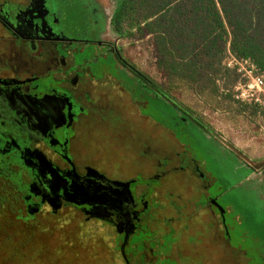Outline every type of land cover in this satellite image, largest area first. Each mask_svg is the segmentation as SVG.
<instances>
[{
	"label": "flooded vegetation",
	"instance_id": "1",
	"mask_svg": "<svg viewBox=\"0 0 264 264\" xmlns=\"http://www.w3.org/2000/svg\"><path fill=\"white\" fill-rule=\"evenodd\" d=\"M120 4L0 0L5 261L21 259L41 233L62 246L42 241L36 255L51 256L35 264H180L183 255L191 257L186 264H250L227 238L230 208L220 197L230 188L216 185L178 125L191 122L207 139L217 134L127 55L121 41L132 35L120 25ZM148 93L164 117L173 107L175 125L152 114ZM227 146L246 172L242 181L264 195V159L249 161ZM258 206L254 223L264 240V200ZM195 230L208 237L200 247L188 242ZM103 242L107 254L97 249Z\"/></svg>",
	"mask_w": 264,
	"mask_h": 264
},
{
	"label": "trees",
	"instance_id": "2",
	"mask_svg": "<svg viewBox=\"0 0 264 264\" xmlns=\"http://www.w3.org/2000/svg\"><path fill=\"white\" fill-rule=\"evenodd\" d=\"M118 19L132 38H153L170 98L180 90L231 118L264 121L263 105L235 97L240 76L225 64L229 53L249 58L264 75V0H121Z\"/></svg>",
	"mask_w": 264,
	"mask_h": 264
},
{
	"label": "rangeland",
	"instance_id": "3",
	"mask_svg": "<svg viewBox=\"0 0 264 264\" xmlns=\"http://www.w3.org/2000/svg\"><path fill=\"white\" fill-rule=\"evenodd\" d=\"M121 43L125 46L127 55L142 71L156 82H160L167 87L168 77L157 65V52L153 44V38L150 35L145 34L140 39L122 40ZM171 94L185 108H192L193 113L198 115L217 134L207 139L206 134L191 122L185 126L178 125L183 131H186L183 135L184 140L189 143L196 156L202 161H207V168L217 177L216 185H223L224 192L230 188L224 196L220 197V203L221 207L225 208V206H228L230 208L229 212L226 213L225 222L230 227L227 238L230 239L231 246L235 248L241 247L243 250H246L251 258L250 264H264L262 260L264 240L261 239V236L259 237V228L254 223V218H260L259 214L261 212L259 211L258 204L259 202H263L264 195L261 191L259 193L252 191L247 186V183L242 181L246 172L243 170L244 168H242L237 155L232 153L227 146L228 143L241 151L244 154L243 156L249 161L264 159V121L262 119L254 120L246 114L231 118L228 111L217 109L210 105L201 106L202 104L196 96L193 94L188 95L180 90ZM147 98L149 99V108L153 115L165 119L170 124H176V120L174 119L175 110L172 106L166 105L168 115L164 117L160 110L164 107L162 102L152 93H148ZM201 138L205 144L201 143ZM36 235L38 240L34 241V245L31 243V246L22 251L21 259H19L21 256L18 259L14 256V260L5 261L8 253L5 251H9L11 246L6 244L0 246V264H35L37 263V259L48 260L51 254L45 253L44 255L37 256V248L41 247L39 243H42V241H47L48 243V241L55 242L56 240L54 238L50 240L46 239L41 233ZM190 235L188 242L194 247H200L204 239L208 238L205 237L202 231L198 230H195ZM103 243L105 248L97 249L99 252L103 250V254H107V249H109L108 243ZM56 244L58 242L48 244L47 247L53 248ZM58 245L62 246L61 244ZM207 245L209 249L212 247L210 244ZM39 250L43 252L44 249L41 247ZM107 256L106 258H109ZM188 258V256L183 255L180 264H186ZM189 260H191V257ZM191 262L201 264L194 260ZM58 263L63 264L56 262V264ZM172 263L176 264L169 260L168 264ZM108 264H111V262L108 261Z\"/></svg>",
	"mask_w": 264,
	"mask_h": 264
},
{
	"label": "built area",
	"instance_id": "4",
	"mask_svg": "<svg viewBox=\"0 0 264 264\" xmlns=\"http://www.w3.org/2000/svg\"><path fill=\"white\" fill-rule=\"evenodd\" d=\"M225 64L240 76L234 87L235 97L264 106V75L260 73L257 64L249 58H238L231 53Z\"/></svg>",
	"mask_w": 264,
	"mask_h": 264
},
{
	"label": "water",
	"instance_id": "5",
	"mask_svg": "<svg viewBox=\"0 0 264 264\" xmlns=\"http://www.w3.org/2000/svg\"><path fill=\"white\" fill-rule=\"evenodd\" d=\"M129 235H130V232L128 231V233H127V235H126V238H125V241H124V243H123V245H122V252H123V254H124L125 257H126L125 248H126V246H127V244H128V241H129ZM128 264H129V263H128Z\"/></svg>",
	"mask_w": 264,
	"mask_h": 264
}]
</instances>
